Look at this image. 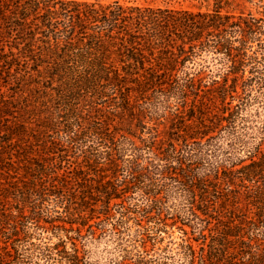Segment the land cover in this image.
I'll list each match as a JSON object with an SVG mask.
<instances>
[{
	"label": "rangeland",
	"instance_id": "rangeland-1",
	"mask_svg": "<svg viewBox=\"0 0 264 264\" xmlns=\"http://www.w3.org/2000/svg\"><path fill=\"white\" fill-rule=\"evenodd\" d=\"M77 1L209 12L215 23L174 30L169 51L136 37L145 66L169 69L153 80L130 74L116 52L113 69L94 77L14 46L16 59L5 58L15 39L0 35V255L7 264H77L74 253L82 264H201L212 237L252 215L235 170L264 149V83L249 79L250 61L225 80L223 52L196 48L182 60L177 45L213 30L235 45L248 36L247 53L260 51L264 0Z\"/></svg>",
	"mask_w": 264,
	"mask_h": 264
},
{
	"label": "trees",
	"instance_id": "trees-1",
	"mask_svg": "<svg viewBox=\"0 0 264 264\" xmlns=\"http://www.w3.org/2000/svg\"><path fill=\"white\" fill-rule=\"evenodd\" d=\"M216 15L220 17L219 13ZM209 17V12L124 6L118 1L97 5L77 0H0V35L15 39V44L1 55L5 58L10 55L15 60L14 46L19 52L45 57L66 75L82 76L86 72L94 77L113 69L110 54L116 52L130 74H138L142 69L147 75H141L153 80L169 69L166 67L159 73L153 66H145V55L135 38H146L169 51L167 45L174 30H177V35L192 33L204 22L214 24L215 21ZM250 28L256 34L259 26ZM212 32L208 30L207 36L211 37L199 44L193 43L196 38L188 36L187 41L182 39V43L177 45V58L187 59L196 54V48L212 47L231 59L228 72L224 74L225 80L229 72L242 70L250 61L253 75L249 79L263 84L264 42L259 41L260 51L247 53L248 36L240 38V45H235L226 33ZM185 44H188L187 48ZM234 49L240 50V57L233 58ZM168 57L177 61L173 55ZM171 77L174 81L179 79L175 74ZM184 79L187 82L194 78L187 76ZM235 173L247 189L245 198L254 207L252 215H244L242 221L212 237L206 252L198 257L201 264H264V149L256 146L250 161L242 164ZM245 181L252 183L246 184ZM75 258L77 264H82L77 253L73 254V262ZM0 264H7L1 255Z\"/></svg>",
	"mask_w": 264,
	"mask_h": 264
}]
</instances>
